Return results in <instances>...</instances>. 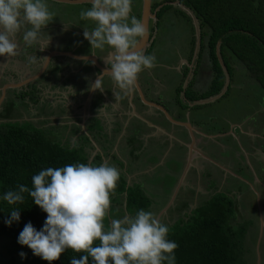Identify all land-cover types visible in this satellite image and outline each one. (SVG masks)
I'll use <instances>...</instances> for the list:
<instances>
[{
  "label": "rangeland",
  "instance_id": "374dc122",
  "mask_svg": "<svg viewBox=\"0 0 264 264\" xmlns=\"http://www.w3.org/2000/svg\"><path fill=\"white\" fill-rule=\"evenodd\" d=\"M132 1L135 3L133 8L140 5V0ZM156 1L158 0H154V2ZM46 3L49 10L55 13V16L52 21L41 29L39 41L44 42L45 39H48L49 37L48 44H51V42L55 40V42H53H57L58 44L56 46L59 48L71 49L79 43L75 51L78 52L87 50V48L89 49L91 47L90 43L84 38L83 32L84 30L91 31L96 24L94 21L82 20L80 18V12L89 9L91 6L87 4L59 3L50 0H46ZM179 7V5L174 8L172 7L164 13L157 28H154V32H156L154 42L156 49L153 51V55L156 57V62H163L169 68L164 69L163 67L155 66L150 70H145L146 75H149V77L151 76V78H154L158 75L163 81L156 83L154 92L157 90L160 91L162 102H164L166 109L173 116H175V107L170 98H173L175 92L174 87L176 83H178V77L175 76L177 72L172 67L173 64H176L178 61H176L178 57L175 54V50L183 53L182 51L187 49L188 42L190 41L191 25L188 21L189 19L178 15L177 12L173 11V9ZM53 23H61V27L56 29L55 26H53L54 30L50 29L49 26ZM62 24H64L65 27H62ZM30 27V25H26L25 28L21 29L16 35L15 42L18 44V55L14 57H8L6 55L0 56V87L4 82H17L29 77L37 71V68H39L41 63L36 65L38 66L36 67L33 65V62L29 60L33 55V47L26 45L23 40L24 31ZM70 28H74L73 32L68 30ZM59 32L60 34H63L64 37L60 36V38L57 39ZM205 41L206 38L204 39V43ZM47 47L49 46L47 45ZM43 48H45V46ZM96 50L99 51L98 49ZM43 54L44 53L42 52V55ZM206 54L207 50L204 47L202 49V55L198 67L191 76V89L196 92L205 90L210 82L211 74ZM226 54L229 56V61L233 69L229 81L230 85L228 92L222 98L208 102L207 105L202 107L198 105L191 106L190 103L184 101V98L181 95H178V98L181 104L184 102L186 105L184 106V109L180 111L183 115L187 113L192 119L196 113L201 114L205 117H209V121H211L209 123L211 128H208V131H218L222 129L227 131L226 135L221 138L207 139L205 141L207 142L205 147L211 148L212 150L218 149V151H220L219 154H217L218 157L214 156V158L218 159L223 164L228 162L227 165L231 170H227V168L224 167L226 170L224 171L220 167L214 165L213 162H207V170L212 171L210 174L211 176L205 177L203 173L199 174L200 180L199 187H197L198 191L195 192L196 187L189 183L192 187L187 189L184 187L182 190L178 189L175 191L171 205L165 208L167 202L165 199H168L169 201L172 197V192H174L175 185L178 182L175 178L183 166L182 160L180 161L181 156L176 151L178 150V145L176 143L171 145L172 148L170 149L169 156L165 157L163 160L164 163L160 165L155 163L157 154L153 152L155 146L150 145L149 142H147V145L143 147L140 152H137L138 154L135 155L136 157L132 155L135 158L131 155H127V159L123 160L118 155L120 152L119 149H117V151L114 152V157L115 160H119V163H117V161H111L108 163L115 166L117 169L121 167L120 170H118L122 175H125V170L134 173L135 171H133V168L153 166L149 170L136 173L137 177L132 181L144 190L149 201L151 212L155 214L160 212L158 218L166 224L172 223L180 213H186L195 205H200L207 201L211 197L210 193L212 191L223 192L226 195L228 194V196H230L235 202V211L233 214L235 218L233 221H237L238 219L241 221V218H249L252 221V224L246 232L244 241L245 246L250 251L248 255L246 254L248 264H264V249L263 251L261 250L264 246V240L262 241L263 246L261 244L259 247L261 235L264 233V146L262 145L264 144V140L244 136L240 134L239 128H234L233 131L229 130V122L238 121H245L244 127L248 128L253 127L255 123L260 124V121L263 119L262 127H264V90L255 83L250 76H248L247 71L236 59L229 55L228 51H226ZM55 60H61L62 63L63 60L67 61L69 63L68 65L64 62L66 65L64 69L67 72L69 70L68 68H71V62L66 59H60V57H58ZM62 63L55 62L53 67L58 65L59 67H63ZM75 64L76 65L73 64V67L77 66V63ZM81 68L83 70H88L86 65ZM67 72L66 74H62V76H60L61 74H42L43 76L41 75L36 80L29 83L37 84L42 91L41 93L45 95L43 98L49 100L48 95L58 89L57 86L55 87V84L53 85L54 82L56 84H62L65 86L62 87L67 88L73 83V80H77V78L79 81L81 80L79 78L82 76L81 69L72 76ZM143 75L144 74L138 76L139 80L143 78ZM26 85L21 87H25ZM85 86L87 85L85 84L84 87ZM21 87L7 89L8 92L7 94L5 93L2 103L6 98H10L11 104L9 105L10 107H7L9 109V112H7L6 107V110L4 107L1 108V103L0 114H5L6 117L3 118L0 116V120L32 121V125H39L38 127H42L47 134H50V136L52 134L53 136L51 137L56 138L59 136L62 138L63 142L64 139L71 141L74 136L78 135L79 137L83 134L82 130L81 133H78V131L76 132L77 128L74 124H67L64 126L61 124V122L66 120L62 119L60 114L70 113L69 109L64 107L63 104L58 103L53 107H51V103H49V105L46 101L38 105L32 104L26 97L21 98L15 96L16 92H22L25 90V88ZM64 88L61 90L64 91ZM77 89H79V87ZM142 90L145 92L147 98H152L150 94H147L144 88ZM66 92V98H68V100L70 99L72 102L79 98V95L77 96L75 92L73 94V90ZM79 100H83V96H80ZM178 103L179 102H177V105ZM50 111L53 112L55 117H58L57 119L60 121L61 125H54L52 123L48 124L50 121L46 120L45 116L47 113L49 115ZM160 120L161 124L164 126H167L168 123H170L162 116L160 117ZM137 125V120H133L132 123H130L133 130H135ZM246 140L252 142L253 145L250 149L254 156L247 155L242 145H240ZM134 142H136V139ZM168 144H171V140L168 141ZM140 146L142 145L140 144ZM131 148L137 150V147H134L133 145H131ZM200 191L201 193L198 194ZM113 217H111V219H114ZM5 244L6 243L0 241V256L6 259L8 255L5 253L4 246H2ZM20 264L30 263L23 262Z\"/></svg>",
  "mask_w": 264,
  "mask_h": 264
},
{
  "label": "trees",
  "instance_id": "16d2710c",
  "mask_svg": "<svg viewBox=\"0 0 264 264\" xmlns=\"http://www.w3.org/2000/svg\"><path fill=\"white\" fill-rule=\"evenodd\" d=\"M179 1L192 11L198 21L200 28L198 58H201V51L205 47L212 72L205 92L196 95L186 91L183 98L192 101L219 93L224 84V73L215 52L217 43H219L220 59L229 79L224 93L218 99L228 92L232 76L233 68L226 51L264 90V0ZM158 3L160 2L154 3L153 6ZM87 5L91 6V4ZM170 7V5L162 6L158 11L159 17ZM176 9L189 19L182 10ZM193 41L194 38L191 40L192 44ZM54 69L58 70L59 67L55 66ZM21 88L25 90L16 92V97H26L32 104L40 98L39 88L34 83ZM175 99L181 104L178 96ZM10 104L11 99L6 98L1 108L4 107L6 110ZM184 106L186 105L182 102L180 107L184 108ZM7 112H9L8 108ZM0 116L6 117L2 113ZM31 122L0 120V241L6 243L2 246L8 255L6 259L0 256V264L23 262L49 264L33 255L26 245H20L17 242L18 235L26 223L31 222L37 230H40L47 214L34 204L27 193L23 194L24 203L8 204L3 200L6 191L18 190L19 184H24L31 189L32 176L48 167L56 168L77 163H91L98 166L103 162V158L107 157L109 160L106 162L119 163L118 159L115 160L114 154L108 156L111 145L105 136L101 137V127L99 128L95 117L88 119L86 127L89 133L93 132L94 140L97 139L100 142L101 139L106 142V145L101 148L103 155L98 152L93 153L94 147L84 133L74 138L77 147L72 148L73 140L64 139L63 142L59 136L53 138L52 134L50 136L42 127L34 126ZM76 128L78 130V126ZM124 173L125 175L120 174L117 187L114 193L110 194L111 207L109 215L105 218L106 227L113 216L114 219H120L125 215H135L141 209L151 211L144 190L133 181L127 183L126 172ZM210 194L211 197L204 203L195 205L186 213H180L172 223H164L170 228L167 239L178 244L174 250L176 264H248L246 254L248 255L250 251L244 241L246 232L252 224L251 219L241 218V221L239 219L233 221L235 218L233 199L219 191H212ZM13 210L19 211L20 219L13 221L9 226L5 224V220L10 218ZM260 239L259 247L261 244L263 246L264 233ZM98 243L99 241L95 242V244ZM263 249L264 246L261 250ZM21 252L26 254L23 259L19 255ZM84 254L67 249L60 259L53 261L52 264H70L72 257L79 259ZM89 264H92L91 257H89Z\"/></svg>",
  "mask_w": 264,
  "mask_h": 264
},
{
  "label": "clouds",
  "instance_id": "9594fccd",
  "mask_svg": "<svg viewBox=\"0 0 264 264\" xmlns=\"http://www.w3.org/2000/svg\"><path fill=\"white\" fill-rule=\"evenodd\" d=\"M90 3L89 9L80 12V18L94 21L96 26L91 31L84 30L83 36L90 49L103 51L105 46L112 49L110 59L105 62L110 69L98 76L91 90L103 92L102 78L108 75L120 89L114 93L115 98L123 99L121 92L124 96L130 93L138 74L156 66V57L145 55L138 48L146 28L131 15L132 0H90ZM54 16L46 0H0V56L18 55L15 38L26 25L31 27L23 33L25 44H37L41 29ZM35 59L29 58L31 62ZM76 147L73 139L72 148ZM119 179L120 171L106 161L98 166L77 163L40 170L31 178V189L19 184L18 190L6 191L3 200L8 204L24 203L23 194L27 193L47 214L40 230L31 222L26 223L17 242L49 264L59 260L67 249L85 253L79 259L72 257L70 264H89V257L92 264H176L174 250L178 244L167 239L170 228L155 213L141 209L135 215L111 219L106 227L110 194ZM19 219V211L13 210L5 224L10 226ZM96 241L99 243L95 244ZM19 255L23 259L26 254Z\"/></svg>",
  "mask_w": 264,
  "mask_h": 264
},
{
  "label": "crops",
  "instance_id": "0c3cea01",
  "mask_svg": "<svg viewBox=\"0 0 264 264\" xmlns=\"http://www.w3.org/2000/svg\"><path fill=\"white\" fill-rule=\"evenodd\" d=\"M50 27H53V25H50L49 28ZM59 27H61V23H59ZM62 27H65L64 24H62ZM73 29L74 28H70L68 30L73 32ZM48 39H45L44 42L38 41L37 44L31 45V47H33L32 57H36L35 62H33L34 66L41 63L43 56H45V54L52 49L50 47H47V45L49 46ZM42 42L44 45L42 44ZM44 46L45 48H43ZM77 46L78 44L73 46L71 50H73ZM56 49L69 50L63 48H56ZM42 52L44 53L43 55ZM65 58H69V57H65ZM55 59L57 58H54L53 60L50 61V65H48L44 71L45 75L61 74L60 76H62V74H66L65 72L67 71L64 69V67L68 65V62L63 60L66 63L65 65V63L64 62L62 63L61 60L56 61ZM55 62L62 63L63 67H59L58 65L59 69L52 71L50 66L53 65ZM75 63H77V66L73 67L74 65H76ZM70 64H72L71 68H69V71L67 72L69 73V75L72 76L74 75V73L78 72L79 69H81L82 76H80V79L84 83L88 81L87 78L89 76L87 74H90V72L88 70H84V71L82 70L81 67L84 66L85 64H82L81 60L74 59ZM140 75H142V73ZM141 80L142 82H146V83L149 82V84L151 83V85L153 82L155 86L156 83H160L158 75L154 78H151V76L149 77V75H146V73L145 75H143V78ZM77 81L78 78L77 80H73V83H71L73 86L72 85L70 86L73 88L74 85H76ZM54 84L55 87L57 86L58 89L54 90L48 95L49 100L43 98L45 95L41 93L42 91L40 90V87H38L37 84H34L39 88V94H40V98L34 104L38 105L46 101L47 104L51 103V107H53L58 103H61L63 104L64 107L72 105L73 106L72 108H75V106L77 107L81 104L80 109L79 107L77 109L80 110L78 111L79 113H76L77 111L75 110L74 113L70 112L68 114L67 113L60 114L62 116V119L66 120L64 122H61V124H63V126L67 124L68 125L74 124L75 126H78L77 131L82 130L83 133L86 134V136L88 137L90 143L93 145L94 147L93 153L98 152L99 154L103 155L104 153L101 148L104 147L103 145H106V142L101 141V139L100 142H98L97 139L94 140L92 135L93 132L89 133L87 131L86 124L88 122V119L95 117L98 122L99 128L101 127L100 128L101 137L103 138L105 136V138L109 141V144L111 145V148L108 152V156H110L111 154H115L114 152L117 151V149H119L120 153L118 155L121 157V159L125 160L127 159V155L128 156L137 155L138 154L137 152H140L141 149L147 145V142H149L150 145L155 146V149H153V152L157 153L155 163L157 165H160L164 163L163 161L164 158L169 156L170 149L172 148L171 145L173 143H176L178 145V150L176 151L180 154L181 156L180 161L182 160V164H183L180 172L175 178V180L178 181V179L181 176V181L179 182V186H178L179 190H182L184 187L186 189L191 188L194 185L196 187L195 192H197L198 191L197 187H199V180H200L199 174L203 173L205 177L211 176L210 174L212 171L207 170L208 169L207 162L210 161L213 162L214 165L220 167L224 171H226L225 168H227V170H231L230 167L227 165L228 162L227 163L225 162L223 164L218 159L214 158V156L218 157L217 154H219L220 152L218 151V149L212 150L211 148L205 147L207 143L205 141L207 139L210 140L211 138H221L224 135H226L227 132L224 129L218 131H214V130L208 131V128H211L209 124L211 122L209 121V117H205L201 114L196 113V115H194L191 119L187 113L183 115L182 112L177 111L175 108L174 109L175 116L171 114L169 115L174 120L178 121V123H172L169 121L170 123H168L167 125L168 128H167V126L161 124L160 117L157 114L151 112L152 107L147 106L142 102L137 104L131 100L132 91L128 93L126 96H124V94L121 92V96H123V99H116L114 93L120 92V89L117 86L112 85L103 92L99 90L98 91L95 90L97 94H95L96 92L92 90L91 94L89 95L90 96L89 100L86 101V97L89 93L90 87L89 88L88 86L84 87L83 84L80 85L79 89L76 90V94L79 93V98H77L76 100L77 102L76 101L72 102L70 99L68 100V98H66L65 95L67 93L66 91H72L74 89H72L71 87L64 88L65 87L64 85L62 84L60 85L58 83L56 84L55 82L53 83V85ZM62 88H64L65 90L64 91L61 90ZM5 93L7 94V90ZM83 95H85L84 99L79 100L80 96ZM91 97H93L94 100L92 99V101L90 102ZM212 97L213 96L207 98L206 101L204 100H199L197 102L193 101V103L190 104L191 106L192 104H198V106H200V104L204 102L214 101V99L211 100ZM45 117L46 120L50 121L48 124L52 123L54 125H61L60 121H58L57 119L58 117H55L53 112L50 111L49 115L47 113ZM162 117L164 116L162 115ZM133 120H137L138 122V125L136 126L135 130H133V128L130 126V123H132ZM262 122L263 119L260 121V124L255 123L253 127H248V128L244 127L245 121L244 122L238 121L231 123L229 122V127H230L229 130L233 131L234 128H239L240 134L244 136H247L249 138H257L259 140H264V127H262ZM73 139L74 137L72 138V140ZM135 139L136 142H134ZM169 140H171V144H168ZM130 144L133 145L134 147H137V150H135V148L132 149ZM140 144L142 146H140ZM240 145H242L247 155L254 156V154L251 153L252 150L250 149V147H252L253 145L251 141L246 140L245 142H243V144ZM262 145L264 146V144ZM107 160H109L108 157L106 159L103 158V162ZM152 167L153 166H147V167L142 166V167L133 168V171H135L134 173L127 172L124 169L126 172V178L128 177L127 183H129L130 181L134 180L135 177H137L136 173L144 172ZM189 183H191L192 186ZM200 193L201 191L198 192V194ZM165 201L168 202V199L167 200L165 199Z\"/></svg>",
  "mask_w": 264,
  "mask_h": 264
},
{
  "label": "flooded vegetation",
  "instance_id": "af4514ba",
  "mask_svg": "<svg viewBox=\"0 0 264 264\" xmlns=\"http://www.w3.org/2000/svg\"><path fill=\"white\" fill-rule=\"evenodd\" d=\"M157 2H160L158 3L156 6H153L154 3H157ZM134 2L132 1V12H131V15H134L136 16L138 19L140 18V9H141V0H140V5L137 6L136 8H133L134 6ZM179 4H181L182 6H184L186 9H189L186 5L182 4L181 1L179 0H158L156 2H154V0H150V11L151 12H154L155 11V18L152 19V18H149L148 19V22H147V36H148V40H147V43L146 45H144V47L141 49L145 55H153V51L156 49L155 45H154V42H155V35H156V32H154V28H157V26L159 25L160 23V20L163 16L164 13H166L170 8H174L175 6L177 7ZM164 5H170L171 7L170 8H167L166 10H164L162 12V15H158V11L160 10V8ZM159 6V7H158ZM158 7V9H156ZM180 10H182L184 12L185 15L188 16L189 18V22L191 23V27H190V41L188 42V47L187 49H184L182 52L183 53H180L181 51H177L175 50V54L177 55V59H176V64H173V69L177 72V74H175V76L178 77V83H176L175 87H174V94H173V98H170V100H172V103H173V106L176 108L177 111H181L182 109L184 108H181L180 107V104L178 103L177 105V101L175 99L176 96L178 95H181L183 97V94L187 92H192L196 95H199L200 93H203L205 92L207 89H208V86H209V83L207 85V88L203 91H199V92H196L194 90L191 89V84H192V78L191 76L194 74V72L196 71L197 67H198V63H199V60H200V57L198 58V49H199V45L196 46L195 42H196V36L194 34V27H193V23H192V20H191V17L189 16V14L184 10L182 9L181 7H179ZM190 10V9H189ZM173 11L177 12L178 15H181L177 9H173ZM191 11V10H190ZM192 12V11H191ZM193 14V13H192ZM181 16H184V15H181ZM194 16V15H193ZM185 17V16H184ZM186 18V17H185ZM197 24H198V21H197ZM53 26H55V28H59V24L57 23H53L52 24ZM199 27V26H198ZM51 29L54 30L53 27H50ZM200 28H198V38H199V42H200ZM60 36H63V34H60L59 32V35L57 36V39L60 38ZM64 37V36H63ZM194 38V41H193V44L191 43V40ZM55 42V40H53ZM51 42V44H49V47L52 48L51 50L53 49H56V48H59L58 46H56L58 43H54V42ZM58 41V40H57ZM83 43V41H82ZM79 44V43H78ZM154 45V46H153ZM56 47V48H54ZM197 47V48H196ZM196 48V49H195ZM63 49H66V48H63ZM72 49V48H71ZM64 50V51H71L75 54H82V55H90V54H93L95 56V59H96V62L101 65V66H104L106 68H110V66L108 64H106L105 62H107L110 57H109V53L112 51L111 48H109L108 46H105V49L103 51L99 50L97 51L96 49H88L87 50H83V51H75L76 48H74L73 50ZM57 50H60V49H57ZM201 54H202V51H201ZM220 54V53H219ZM201 56V55H200ZM63 58V59H68L69 62L74 59H69V58H65V57H62V56H55V57H51L50 61L53 60L54 58ZM206 57L209 61V57L208 55L206 54ZM64 62V61H63ZM74 62V61H73ZM82 64H85L87 66V69L88 71L90 72V74H87L89 77L87 78L88 81H86L85 83L82 82V80H78L76 85H74L73 89H74V92L76 93V90L77 88L80 86V85H87L88 88L90 87L91 83H92V80L93 78L100 74V70L96 67V65L91 61V60H82L81 61ZM69 64V63H68ZM49 65H50V62H49ZM209 65H210V62H209ZM156 66L157 67H163L164 69L165 68H169L165 63H161L160 61L156 62ZM51 67V70L54 71L55 67H53V65L50 66ZM69 69V68H68ZM83 70V69H82ZM146 70V69H145ZM145 70L142 71L141 73L145 75ZM69 71V70H68ZM84 71V70H83ZM209 71H210V80H211V77H212V72H211V68H209ZM58 73V72H57ZM66 73V72H65ZM138 74V76H140V74ZM80 78V77H79ZM160 82H163L160 78H159ZM72 85V84H71ZM116 86L115 83L112 81L111 77L108 76V75H104L103 78H102V86L104 88V90H106L107 88H109L110 86ZM137 85L139 87V90L141 91L144 99L148 100V101H151V102H154V103H157L161 106H163L165 109H166V105L164 104V102H162V96H161V93L160 91H155V85L153 84L152 82V85L151 83L149 84V82H142L139 80V77L137 79ZM73 86V85H72ZM87 88V89H88ZM145 89V91L147 92V94H150L152 98H147V96L145 95V92L142 90V89ZM98 91V90H96ZM95 91V92H96ZM97 94V92L95 93ZM77 96L79 95L76 94ZM84 96L83 95V99H84ZM209 98V97H207ZM207 98H203V99H196V100H192V101H187L184 99V101H187L188 103H193V101H199V100H205ZM93 97H91L90 99V102L92 101ZM218 99V98H217ZM217 99H214V100H217ZM220 99V98H219ZM94 100V99H93ZM131 100L133 102H137V104H139L141 101H140V98L138 96V92H137V89L134 87L132 89V97H131ZM135 100V101H134ZM77 102V101H76ZM135 102V103H136ZM208 102H211V101H208ZM208 102H204L202 104H200V106H205L207 105ZM81 103V102H80ZM176 104V105H175ZM81 105V104H80ZM80 105L79 106H75V108H72L73 106H65L67 109H69V112H72L74 113L75 110L77 111L76 113H79L78 111L80 110H77L78 107L80 109ZM198 104H192V106H197ZM179 106V107H178ZM200 107V108H201ZM167 110V109H166ZM151 112H153L154 114H157L159 117H161L163 114L161 112H159L156 108L152 107L151 108ZM168 112V110H167ZM75 113V114H76ZM169 113V112H168ZM68 114V113H67ZM170 114V113H169ZM61 116V115H60ZM69 116V115H68ZM74 116V115H73ZM77 132V131H76ZM78 133H81V131H78ZM78 135L74 136V137H77ZM167 203V202H166Z\"/></svg>",
  "mask_w": 264,
  "mask_h": 264
},
{
  "label": "water",
  "instance_id": "95a60500",
  "mask_svg": "<svg viewBox=\"0 0 264 264\" xmlns=\"http://www.w3.org/2000/svg\"><path fill=\"white\" fill-rule=\"evenodd\" d=\"M50 1H55V2H59V3H67V4H91L90 3V0H50ZM179 6L182 9H184L189 14V16L191 17V20H192V23H193V27H194V34L196 36V42H195V44H196V46H198L199 45V38H198V28L199 27H198V24H197V20L193 16L192 12L189 9H186L181 4H179ZM158 7L156 9H158ZM149 18H152V19L155 18V11L154 12H151L150 11V0H141V9H140V18L139 19L143 22V24H144V26L146 28V35L143 38H139V43H138V48L139 49H142L144 47V45H146L147 40H148V36H147V22H148V19ZM218 45H219V43L216 44L215 52H216V56L218 58V61H219L220 65H221V68H222L223 73H224V84H223L222 88L220 89L219 93L216 94V95H214L211 98V100L212 99H215V98L219 97L221 94H223V92L225 91V89L227 87L228 80H229L228 79L227 72L225 70V67L223 66L222 61L220 59V54H219V49H218L219 46ZM55 56H62V57L64 56V57H69V58H73V59H78V60H81V61L82 60H91L96 65V67L100 70V74L96 75L93 78L91 84H93L95 82V80L98 78V76H100L103 73V71L106 69V67L101 66V65H99L96 62L95 56L93 54H90V55H82V54H75V53H73L71 51H64V50H57V49L49 50L45 54V56L43 57L39 68L37 69V71L34 74H32L29 77H26L24 79H21V80H19L17 82L10 81V82H5L4 84L1 85V87H0V107H1V103H2V100H3L4 96H5V92H6L7 89H9V88H18V87H21L23 85L28 84L31 81L36 80L39 76H41L44 73L45 69L49 65V62H50L51 57H55ZM135 88L137 89L138 96H139L140 101L142 103H144L147 106L156 108L159 112H161L163 114V116L168 121H170L172 123H178V121L174 120L169 115V113L167 112V110L163 106H161V105H159L157 103H154V102H151V101H148V100L144 99L141 91L139 90V87L137 85V82L135 84ZM91 92H92V90H91V85H90V89H89V93H88V95L86 97V101L89 100V97H90L89 95L91 94ZM204 101H206V99ZM180 181H181V176L178 179L177 184L175 185L174 192L171 195L172 197L165 204V208L172 203V199L174 197L175 191L178 189V186H179V182ZM156 215L158 217L160 215V212H158V214H156Z\"/></svg>",
  "mask_w": 264,
  "mask_h": 264
}]
</instances>
